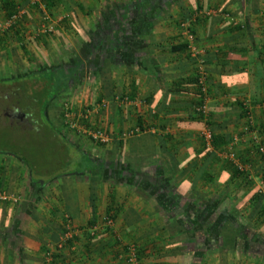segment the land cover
I'll return each mask as SVG.
<instances>
[{"label": "crops", "instance_id": "obj_1", "mask_svg": "<svg viewBox=\"0 0 264 264\" xmlns=\"http://www.w3.org/2000/svg\"><path fill=\"white\" fill-rule=\"evenodd\" d=\"M52 12L84 47L86 72L101 69V108L93 98L75 114L109 138L71 145L87 163L70 181L0 150V191L15 198L0 199V264H126L124 247L138 251L134 264H264V189L250 201L222 159L203 156L190 120L195 62L177 26L189 20L203 50L212 130L248 134L236 102L264 126V0H58ZM135 126L146 131L119 136ZM109 190L117 210L107 230ZM64 223L75 233L65 243Z\"/></svg>", "mask_w": 264, "mask_h": 264}, {"label": "rangeland", "instance_id": "obj_2", "mask_svg": "<svg viewBox=\"0 0 264 264\" xmlns=\"http://www.w3.org/2000/svg\"><path fill=\"white\" fill-rule=\"evenodd\" d=\"M20 2V9L25 13V17L18 27L22 37L18 38V35L8 37L6 40L8 47L6 46L5 50L0 51V77L5 79L0 80V85H7L6 87L0 86V150L8 153H10L8 150H12V152L17 150L18 152L16 151L14 154H23V157L26 159L25 165L29 166V163L32 162L34 165L30 167L33 173H39L47 180L56 176L57 179L70 181L75 177L76 173L82 170L83 165L87 163L75 150H72L71 145L74 142L88 141L94 147H97L88 138L86 131H92L94 128H99L100 125H93L87 122L86 129L79 122V117L75 113H83L84 110L82 109L87 108L86 105H89L91 99L95 98L98 87L95 84L96 82L91 83L86 79L89 74L86 72L82 62L77 72V80L72 82V90L63 91L56 99L51 101L54 102L53 104L45 107L43 114L48 122L45 119H41V127L37 124L39 120H36V117L33 116L34 112L32 109L25 111V115H29L26 116V122L23 124L25 129L23 131L19 130V126H16L14 123L15 121L6 116L12 113L14 107L18 108V110L20 109L16 104H12V100L16 96H11L13 89L11 86H8L12 79L24 78L25 74L33 73L40 67H71L77 59L82 60V58L86 57L83 51L84 47L81 48L82 45L78 44L75 38H73L75 34L69 36V32L73 31L70 30L72 26L69 22L59 20L57 17L59 15L56 12H52L53 10L49 13L32 7L28 3L30 0H21ZM2 16L3 14L0 16V33L6 26L4 17ZM41 23H50L52 31L47 34H40L34 39L35 31L39 29ZM20 44H25L29 54L25 55L23 53L19 46ZM71 45L72 48H70ZM18 90L20 89L18 88ZM24 95H30V90L26 89ZM23 98L25 97L23 96ZM96 103L92 104L95 105ZM96 106L99 107L100 105L96 104ZM19 111L21 112L22 110L20 109ZM65 113H69V116H66ZM63 121L74 122L76 126L72 128L76 129V132L60 127ZM49 123L53 125L52 129L55 126L54 130L57 129V135L54 133L46 136V132L49 131H45L46 126L44 124L48 126ZM79 126L82 127L78 129ZM35 127L37 129L36 132ZM51 133L53 132L51 131ZM60 133H62V136H60ZM61 137L65 142L62 139L60 140ZM250 139L249 133L246 134L243 131L240 135V140L233 148L239 150L240 146L249 144ZM100 147L102 146H98V148ZM28 158H31V160L29 161ZM250 175L255 178V187L264 189V177L260 179L259 172Z\"/></svg>", "mask_w": 264, "mask_h": 264}, {"label": "trees", "instance_id": "obj_3", "mask_svg": "<svg viewBox=\"0 0 264 264\" xmlns=\"http://www.w3.org/2000/svg\"><path fill=\"white\" fill-rule=\"evenodd\" d=\"M20 1L21 0H0V10H2V12H3L2 17H4L5 21L10 20L12 16L16 15L17 11L21 8V2ZM24 1H28V0H24ZM30 2H28V3L32 7L37 8L40 11L43 10V11L50 13L57 6L58 0H39V3L30 0ZM199 10L200 9H195L194 13L196 14V12ZM196 16H198V15H195V17ZM24 17H25V13L23 11L19 16H17V18L11 20L10 24L8 26H6L4 28V30L1 31V33H0V51L5 50V48L7 46L6 40L8 37H11V36L14 37L15 35H18L17 36L18 38L22 37L21 33H19L18 27H19V23H21V21H23ZM182 22H189L191 32L194 34L192 27H191V23L187 19L186 20L180 19L177 21L178 31H179V24ZM50 32H47V33H50ZM47 33H44V34H47ZM39 35L34 36V39L37 38ZM179 35H180V33H179ZM19 46L25 55L29 54L28 51L26 50L25 44L24 45L20 44ZM180 47L183 48L184 50H186L185 43H181ZM79 65H80V63L78 61H75V62H73V65L71 67H67V68H64L62 66L58 67V68H56V67H44V68L40 67L39 69H37L33 73L25 74L24 78L21 77V78H17V79H12V81L9 82L10 85H8V86H11V84L15 83V87H18L20 89L19 90L20 93L16 94V96H14V99L12 100V104H16L24 112L26 110L32 109V111L34 112L33 116L36 117V120H39L37 124L39 125V127H41V124H42L41 119H45V121L48 122V120L45 118V116L43 114L45 107L50 105V104H53L54 102H51V101L56 99L58 97V95H60L63 91L72 90V87H73L72 82H75L77 80V77H78L77 72L79 69V67H78ZM88 74H89L88 80L90 82H93V81L97 80L98 78L100 79L101 69L95 70L94 68H92L91 71L88 72ZM197 77H198L197 72L194 71L193 75L190 78L192 85L194 87V95H195L194 100L191 103L190 111L192 113H190V115L192 116V119H190V120L195 121V122H199V128L200 129L203 126H205L210 131V140L208 141V144H206L203 141L199 132L196 134V137L198 138V141L200 144V150L204 151L203 152L204 157L207 156L210 158H216V160H218V158L222 159L224 166L228 167V171H229L228 172V174H229L228 184L231 181H233L234 179H236L238 184L242 185L243 189H245V190H251L252 189L253 190V193L249 197V200L250 201H253V200L256 201L261 196V189L255 187L256 185H254V183L251 179V175H250L252 173H250L248 171L247 162L254 159V160L262 163V165L264 166V157L261 156L257 152L255 144L253 143V140H251L252 136H253L252 134H255L256 137L261 139L260 141H264V136L262 133V131H263L262 129L264 128V126L260 123L254 122L253 118L250 115V112L246 108L243 107L244 105L242 104V102L237 101L236 104L240 108V111H241L242 116H243L245 131L249 132L251 139L249 141V144H247L245 146H240L241 149H239V150L234 149L233 147L235 145H237V142L240 140V135L242 133H237V132H232L234 134H232L230 132L216 133L212 130V125L214 124V121L210 119L211 114L208 113V111L205 115L198 112V111L194 112L192 107L201 105L203 103L202 95L200 92V87L197 84ZM79 78H80V76H79ZM1 79L5 80L2 77H0V80ZM0 86L6 87L7 85H0ZM100 87H98V89H97L95 101L97 102L96 104H99L100 105L99 107L101 108L102 103L100 104V102L102 101L103 97L101 94ZM26 89L30 90V95H28V96L24 95ZM206 93L208 96L207 87H206ZM23 96L25 98H23ZM119 98L126 99V98H122V97H119ZM31 117H32V115H31ZM79 122H81L84 127H87V125H85V119L84 118L79 117ZM44 126H46L45 131L46 130L49 131V132H46V136L48 134H54V133L57 135V133H58L56 131L57 129L54 130L55 126L53 129H52L53 125H50V123L48 126L45 124H44ZM60 127L70 129V130L76 132V129L74 130L70 126V122H64L63 121V123L60 124ZM138 128L140 129V131H143V130L146 131V129H143L141 127H138ZM128 130H126V131H128ZM51 131L53 133H51ZM92 131H101V132L107 134L103 129H100V128H94ZM122 133H123V131L120 132V134H119L120 137L123 136ZM87 136L96 146H102L103 143H105V142H100L98 140L92 139L89 135H87ZM233 136H236V137L238 136L237 142H235L234 144L231 145V140H232ZM18 146H20V145L18 144ZM2 148H4V147H2ZM18 148H20V147H18ZM18 148H16V149H18ZM8 151L12 155H16L17 157H21L19 159L21 161H23L24 164H26V159H25V157H23V154H19V153L14 154V152H16L17 150H15L14 152H12V150H8ZM63 152H64V148H63ZM229 154H232V158H230L228 156ZM64 155H66V154L64 153ZM28 159H29V161L31 160V158H28ZM32 165H34V164L32 162H30L29 167ZM94 167L95 166L93 165V168ZM174 169H175V165L166 166V171H168L169 173L173 172ZM261 169H263V168H261ZM260 171L261 170L259 169L258 170L259 178L261 179L264 177V173H260ZM127 172L132 173L133 168L128 167ZM77 174H80V172ZM76 177L78 178V176L75 175V178ZM107 196H108L109 202L112 206L110 207L108 205L105 208L104 217H105V219L109 220L112 224V222L114 221L115 215H116L117 207H114L115 202H114L113 196H111V194H110V190H109V194H107ZM90 200L93 201L92 195L90 197ZM210 210H211V208L207 207L206 211L208 213ZM259 212H261V209L259 210ZM222 214H224L225 217H227L229 215L230 216L234 215V214H231L230 212H228L227 210ZM92 224H94V222H91L89 226H91ZM109 226L110 225H107L106 229ZM109 229L110 228H108L107 230H109ZM64 231H65V228L62 229L61 235L63 234ZM73 239H75L74 235H72L70 238L66 239L63 242L64 243L69 242V241H72ZM63 242L59 241L58 244L60 243V246H62L64 244ZM127 251H128V248L126 247V249H125V247H124V252H125L124 262L126 264H129L127 262ZM137 254H138V251L133 249L134 259H137Z\"/></svg>", "mask_w": 264, "mask_h": 264}, {"label": "built area", "instance_id": "obj_4", "mask_svg": "<svg viewBox=\"0 0 264 264\" xmlns=\"http://www.w3.org/2000/svg\"><path fill=\"white\" fill-rule=\"evenodd\" d=\"M32 1H35V2L39 3V0H32ZM22 12H23L22 9H19L17 11L16 15L12 16L10 20L5 21L6 26H8L10 24L11 20L17 18V16H19ZM206 14H208L207 10L200 9L199 11L196 12V14L194 13V16L195 15H206ZM51 30H52V25L50 23H41V25L39 26V29H37L35 31L34 36L50 32ZM179 33H180V36L183 39V43H185V45H186V47H185L186 50L185 51L187 52L189 57L195 62V69H196L195 71L197 72V76H198L197 77V84L200 87V92H201L202 99H203V103L201 105L193 106L192 108H193L194 112L198 111V112H200V113L205 115L207 113V106H206L207 93H206V86H205V83H204V70H203V67L201 65V57L203 55V50L197 46V43H196V40H195V36L191 32V28H190L189 22H182V23L179 24ZM124 100L127 101L126 99H124ZM101 103L103 104L102 101L100 102V104ZM102 104H101V106H102ZM65 115L69 116V113L68 114L65 113ZM78 117H82V116L80 115ZM70 126L71 127H75L76 125H75L74 122H70ZM78 129H80V127ZM139 132H142V131H140V129L137 126H135L132 129H129L128 131H123L122 135L123 136H130V135L137 134ZM86 133L92 139L98 140L100 142H106L108 140V138H109L108 134H105V133H103L101 131H86ZM199 134L202 137L203 141L206 144H208V141L210 140V131H209V129L207 127L203 126L199 130ZM252 135H253L252 136V140H253V143L255 144L257 152L261 156L264 157V141H260L261 139L256 137L255 134H252ZM235 142H237V137L233 136L232 140H231V145L234 144ZM228 156L230 158H232V154H229ZM0 199H2V200L9 199V200H12V201L15 200L14 197L13 198L12 197L8 198L6 196V194L4 192H1V191H0ZM104 220H105V223L107 225H111V222L109 220H107L105 218H104ZM64 228H65V231L61 235L62 241H65L66 239L70 238L72 235L75 234V233H72L71 227H69L68 224L65 223L64 224ZM94 228H95L94 226H91L89 229L91 231H93ZM127 262L130 263V264H134V262H135V259L133 257V249L131 247H129L128 251H127Z\"/></svg>", "mask_w": 264, "mask_h": 264}, {"label": "flooded vegetation", "instance_id": "obj_5", "mask_svg": "<svg viewBox=\"0 0 264 264\" xmlns=\"http://www.w3.org/2000/svg\"><path fill=\"white\" fill-rule=\"evenodd\" d=\"M12 86V94L11 96L13 95H16V94H19V90H18V87H15V83L11 84ZM18 90V91H17ZM20 110V109H19ZM18 110V108L14 107V110L12 111V113L10 114H7L6 116L9 118V119H12L13 121H15V125L16 126H19V130L20 131H23L25 128H24V125L25 122H26V119L29 114L25 115L26 113L22 110L21 112ZM32 122V121H30ZM13 123V122H12ZM35 131H37V129L35 128Z\"/></svg>", "mask_w": 264, "mask_h": 264}]
</instances>
